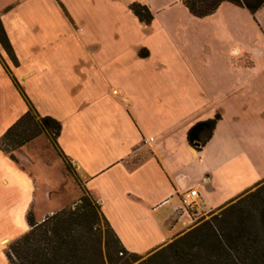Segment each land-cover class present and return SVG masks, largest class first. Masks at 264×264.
<instances>
[{
	"label": "crops",
	"instance_id": "1",
	"mask_svg": "<svg viewBox=\"0 0 264 264\" xmlns=\"http://www.w3.org/2000/svg\"><path fill=\"white\" fill-rule=\"evenodd\" d=\"M75 1L82 10L69 0H0V18L28 101L61 123V151L123 247L145 255L188 230L196 213L264 180V6L252 14L224 3L198 19L180 0ZM133 4L150 9V25ZM0 74L1 138L27 108L1 63ZM218 115L210 142L192 148V127ZM193 190L189 211L182 197ZM34 193V181L0 150V264L30 231L28 215L41 223L62 209L35 219Z\"/></svg>",
	"mask_w": 264,
	"mask_h": 264
},
{
	"label": "trees",
	"instance_id": "2",
	"mask_svg": "<svg viewBox=\"0 0 264 264\" xmlns=\"http://www.w3.org/2000/svg\"><path fill=\"white\" fill-rule=\"evenodd\" d=\"M191 15L204 19L224 3L256 14L264 0H180ZM133 15L145 25L154 19L147 6L133 4ZM0 46L15 68L19 61L0 18ZM141 57L147 53L142 52ZM12 81L26 100L8 66ZM200 122L189 131V145L197 151L210 142L218 121ZM62 125L51 117L39 116L33 106L1 138L0 150L13 162L14 153L46 135L63 155L66 169H76L59 147ZM74 208L63 209L36 223L28 215L30 231L6 249L9 264H264V180L216 209L219 214L201 220L171 243L145 255L128 252L104 217L100 201L86 189ZM103 226V227H102ZM113 255L119 259L114 262Z\"/></svg>",
	"mask_w": 264,
	"mask_h": 264
},
{
	"label": "rangeland",
	"instance_id": "3",
	"mask_svg": "<svg viewBox=\"0 0 264 264\" xmlns=\"http://www.w3.org/2000/svg\"><path fill=\"white\" fill-rule=\"evenodd\" d=\"M69 3L70 6L72 7L75 6L78 11L82 10L81 8H79L78 3L75 0H69ZM110 20L111 23L115 24V26L118 29L122 28L123 26L130 27L129 21L127 19L125 20V18L123 19L115 18ZM120 21H123L124 25H122ZM129 29L131 30V27ZM113 37L116 39L117 37H119L120 40L121 35H119V32H117L112 36V38ZM3 52L4 51L0 46V57H1L0 63L2 68L5 69L4 65H6L5 63L7 61L4 60L3 56H5L7 59L8 57L6 56L5 53H4L5 55H3ZM8 64H9L8 65L9 68L12 71L11 72L13 74L12 76H14L20 88L24 90L23 89L24 81L22 80L23 78L18 76V72H16L13 64L10 62L9 59H8ZM0 81L4 82V77L2 76V74H0ZM11 83L13 88H16V91L21 95L20 90L16 87L14 82L11 81ZM37 86L38 85H35V87ZM32 92L35 93L33 88H32ZM35 95L38 96L39 101H41L40 103L45 105L43 99L40 98L38 94ZM22 101H24L23 103L26 105L27 108L26 113H27L30 108V105L31 106L33 105L23 97H22ZM11 105H13V108L17 106L15 103H12ZM14 109H18V107ZM39 116L41 115L39 114ZM61 154L62 153L50 143V140L46 135H41L40 137L35 139L32 143H30L28 146L14 153L16 159L18 160V163L15 164L18 165V168L21 171L27 173L35 184L34 205L31 209L35 219L37 214H39V212L48 209L49 206L50 208L61 207L62 208L61 210L74 208L79 202L80 198L83 196V194H86L85 190L87 188L85 186V182L77 172L76 167L71 162L72 166L75 167L76 169V175L78 176L79 180L76 179L74 173L67 171L66 169L67 161L64 159L63 155ZM92 196L94 195L92 194ZM94 198L96 197L94 196ZM46 203H48V205ZM218 214L219 212L215 210L210 212L196 213L197 216H195L194 218L193 225H191L190 228H188V230L186 231H189L191 228L195 227V225L201 220L208 221ZM178 236L172 239L171 241L167 242L163 246L171 243L176 238H178ZM112 258L114 262H116L119 259L117 255H113ZM1 260L2 259L0 257V262ZM123 262L124 261L118 262L117 264H122Z\"/></svg>",
	"mask_w": 264,
	"mask_h": 264
},
{
	"label": "built area",
	"instance_id": "4",
	"mask_svg": "<svg viewBox=\"0 0 264 264\" xmlns=\"http://www.w3.org/2000/svg\"><path fill=\"white\" fill-rule=\"evenodd\" d=\"M198 198H199V194L197 191L193 190L185 193L182 197L183 207L189 211L193 210L195 208V204Z\"/></svg>",
	"mask_w": 264,
	"mask_h": 264
}]
</instances>
